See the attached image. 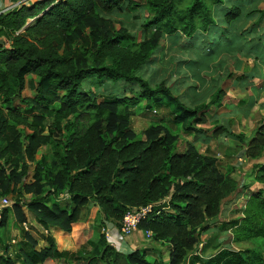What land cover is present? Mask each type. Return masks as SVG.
<instances>
[{"label": "trees", "instance_id": "obj_1", "mask_svg": "<svg viewBox=\"0 0 264 264\" xmlns=\"http://www.w3.org/2000/svg\"><path fill=\"white\" fill-rule=\"evenodd\" d=\"M144 9L149 14L140 39L127 24L104 16ZM0 36L10 42L0 44V200H13L1 209L0 264L48 258L184 264L190 255L189 264H264V162L253 165L250 184L240 188L234 167L223 169L217 156L196 146L227 134L239 140L233 153L246 146L248 158L264 154V119L250 138L222 124L200 126L226 95L219 64L228 57L240 62L243 53L264 64V0H37L0 14ZM168 51L183 56L172 82L158 76L157 63ZM226 76L243 85L254 80L229 70ZM191 78L196 82L188 84ZM85 83L105 84L87 89ZM117 86L125 93H112ZM142 102L149 112L166 111L193 139L181 148L164 117L139 136L130 107ZM43 146L49 149L32 169L29 161ZM255 182L262 187L249 190ZM64 193L69 198L59 200ZM244 194L237 216L221 219L230 199ZM150 203L157 206L139 228L151 230L155 244L168 245V260L155 244L123 252L101 231L108 222L121 227L128 209ZM92 206L102 214L95 221L100 229L78 246L66 235L63 244H71L63 249L44 234L47 245L39 248L33 226L23 228L31 214L46 228L71 233ZM12 214L22 234L10 252L2 229ZM211 230L231 231V241L202 255V236Z\"/></svg>", "mask_w": 264, "mask_h": 264}, {"label": "crops", "instance_id": "obj_2", "mask_svg": "<svg viewBox=\"0 0 264 264\" xmlns=\"http://www.w3.org/2000/svg\"><path fill=\"white\" fill-rule=\"evenodd\" d=\"M36 1L37 0H0V14H2L3 10H5L6 8H10V9L8 11H4V13L9 12V11L14 10V9H17V8L21 7L22 5H31ZM0 40L6 41L7 39L4 36H0ZM238 56L241 60V65L238 69L242 68L244 59H249V60L253 61V66H252L253 68L250 71H241V70L238 71L237 70V71H235V73L236 74H242L243 73V74L248 75L249 77L254 75V80L251 81L252 83L246 82V84L243 85V84L239 83L237 81V79H235L234 77L233 78L228 77V80L227 79L226 80L229 81V83H230L229 89L227 90V88H226V86H227L226 81L224 84H222V86L226 90V95L224 96V98L222 100V104L220 106H213L207 113V115L209 117L208 122L205 124H202L200 126L212 130L216 124H222V125L226 126L227 128H229L230 130L234 131L236 134L243 133L245 135V137L249 136L248 138H250L253 136L256 128L263 122V119H264L263 118V114H264V64L262 63V60H256L255 58H253L252 55H246L245 53H243V54H239ZM257 79L260 80L261 82L257 83V81H256ZM235 88L238 89L237 95L244 94L248 91H251V94L247 95V97H245V98H238V96L236 97V95H235V92H236ZM182 90L184 91V90H186V88L184 87ZM228 97H233L235 99V101L226 102L225 98H228ZM220 109H224L225 111L219 112ZM258 109L260 112H258ZM257 113H259V119H258L259 122L257 123V125L254 126V128L251 131H243L241 129H238L237 124H238L239 119H242L243 122H245V124H246L247 121L252 122V117ZM191 137L193 139V135H191ZM238 142H239V140L237 138L230 137L227 134H221V135H219L218 138L212 139L209 143H204L202 141H198L196 143V146L200 152H202L204 154H212V155L217 156L219 159H221L220 154L216 151L217 150L216 147L219 148L220 145H223L225 147V153H227L230 156L229 159L233 158L235 161V162H231L229 160L228 163L231 164L232 167H234V169H236V170H237V168H240V166L242 165L241 169H243L245 171L244 173H250L254 164L264 162V154L261 157L255 158V159L254 158H248L245 156L246 146L240 152L235 154L231 151V147L238 144ZM229 151L231 152L230 154H229ZM245 181H246L245 177H243L242 182L240 183V188L243 187ZM254 187H257V188H254ZM261 187H262L261 183L255 182V183H253V185L250 187L249 190H257ZM246 195L247 194H244L240 198H242V197L245 198ZM28 197H31V194H29ZM68 198H69V194L64 193L59 197V200L64 201ZM229 206H230V204H229ZM228 211H229V209H227V211L221 215V219H230V218H234L237 216V215L231 216V217L227 216ZM27 214H29L28 211H27ZM96 215H97V210H96ZM11 220H12V218H11ZM82 220H83V218H82ZM82 220H80L78 223H75L73 225V231L71 233H67V232L63 231L61 228L56 227V226H51L49 228H46L43 225H41L36 220V218L31 214L29 216L28 222H29V228H30V226H33L34 234L36 236H39V245H38L39 248L47 245V242L44 239V234H45V235H52L57 240L59 246L61 248L65 249V248H68V246L71 244V243L66 244V245L63 244L62 238L66 237V235L71 236V239L74 241L75 246H78V245L85 243L88 239H90L93 235H95V232H92V231H90V229L88 230V228H85V226H84L85 224L83 226L81 225L84 223V221H82ZM13 222H14V224L10 225V223H9V225L7 227L2 229V240L4 243L8 244V242L10 241V240L8 241L6 239L9 237L10 227H12V229L14 231L13 238H17V240L18 239L20 240V238H21L22 227H19L15 223V219L12 221V223ZM93 223L95 224V219L92 220V225H93ZM112 223H113L112 227L108 226V228L101 229V231L106 233L107 238L109 239L110 243L113 246H115L116 248H118L119 250H121L123 252H130V251H133L137 248H143V244H141V243L139 244V241L141 240V236L146 238L145 234H144L145 231L140 230L139 232L133 234L132 236L124 238L121 231H120V227H117L114 224V222H112ZM80 226L84 227V228H81L80 231L78 232V228ZM230 233L231 232L229 231V232L225 233V235L231 241L232 234H230ZM155 245H157V244H155ZM164 246H160V247L162 248ZM234 246L241 247L244 245L234 244ZM167 249H168V247H167ZM165 252H167V253L165 254ZM163 254L165 255V260H168L169 259L168 251H163ZM39 264H73V262L65 261V260H63V258H48L43 263H39Z\"/></svg>", "mask_w": 264, "mask_h": 264}, {"label": "rangeland", "instance_id": "obj_3", "mask_svg": "<svg viewBox=\"0 0 264 264\" xmlns=\"http://www.w3.org/2000/svg\"><path fill=\"white\" fill-rule=\"evenodd\" d=\"M148 14L149 13L147 12V10L144 9V10L140 11L138 14L128 13V12H125V11H122V12L115 11L114 13H111V14H108V15H104V16L107 17V18L113 19L115 21H121V22L127 24L131 30L137 32V35H138V37L140 39L141 38V32H140L141 26L140 25H141L144 17L148 16ZM163 43L165 45L168 44L167 41H164ZM180 58H183V56H181L180 52H178V51L177 52L168 51L167 55L165 56L164 61H160L159 60L158 63H157V67L160 69V71L158 72V76L159 77L167 76L168 82L174 81L176 79V71H174L176 69L175 62L177 61V59H180ZM222 65L223 64L221 63V64H219V67H218L219 70L225 72L224 74H221V83L224 84L225 81H226V83H227L226 88L228 90L229 86H230V83H229V81H227L228 77L226 76V70H229V71H232V72H235L237 70L238 71L239 70H241V71H250L253 68L252 67L253 66V61H251L249 59H244L242 68L238 69L240 67V65H241V61L238 62L237 60L233 59L232 57H228L227 58V64H224V66H222ZM164 70H167L168 73L166 74ZM153 71H154V69L150 68V70L146 74V76L150 75ZM143 73L144 72L142 70L140 72V74H143ZM188 74H190V72H188ZM256 81H257V83L261 82L258 79ZM194 82H196V78L195 79L191 78L188 81V84L189 83H194ZM104 84H102L101 86L100 85L92 86L89 83H85L83 85V87L87 88V89L89 87H92V88L97 87V89H102L104 87ZM207 85H205L203 88H200V90H202V89L205 90L207 88ZM181 91L183 92V90H181ZM26 92L31 94L32 90L28 89ZM111 92L114 93V94H117V95H122V94L125 93L124 86L114 87V88H112ZM237 93H238V89H236V92H235L236 97L238 96V98H245V97H247V95L251 94V91H248V92H246L244 94H239V95H237ZM225 101L226 102H233V101H235V99L233 97H228V98H225ZM144 106H145V102H142L139 105H132L130 107L131 110L135 111L130 116L131 125H132V128L139 134V136L143 135L144 131L149 127L150 124L158 121L159 117H164L165 118V122L164 123L169 128H171V130L173 132L179 134V136H180V146H181V148H185V144L187 143V141L189 139L191 140L192 137H191V135H188V134L186 135V133H184L182 124L174 122L173 119L163 109L160 110L159 114H156V112L154 113V111H152V112L147 111ZM221 111H225V110L224 109H220L219 112H221ZM258 112H260L259 109H258ZM258 119H259V113L255 114L252 117V122L251 121H247L246 124H245V122H243L242 119H239L237 127H238V129H241L243 131H251L254 128V126L257 125V123L259 122ZM49 122H50V120H49ZM248 137L249 136H247V138ZM48 149L49 148H47L45 146L41 147L39 149L38 154H36V156H35V158H36L35 161L34 160L29 161V164L32 167V169H33V167H35L36 162L39 159H41L43 154L47 153ZM216 149H217L216 151L221 156L220 157L221 158L220 159V163L222 165V168L226 169V168H229L230 166H232L231 164L228 163L229 160L231 162H235V161H234L233 158L229 159L230 156L227 153H225V147L223 145H220L219 148L216 147ZM230 153L231 152L229 151V154ZM241 166H240V168H237L238 171L236 169H234V177L240 183L242 182V178L245 177L246 181H245L244 184H250L251 177H249V175H248L249 173H244L245 171L243 169H241ZM254 188H257V187H254ZM10 199H11V204H12L13 200H12V198H10ZM245 201L246 200L243 197L239 198L238 200L237 199L236 200L235 199H231L230 200V207H229V211H228V215L227 216H229V217L236 216L238 214L237 210L245 203ZM11 204L9 205V207H11ZM96 210H97V215H96ZM99 210L100 209H99V207L97 208V206L96 207L92 206L91 209L90 208H86L84 210V215L82 217L83 218L82 221H84V223L81 224V225L83 226L85 224L84 225L85 228H88V230L90 229V231L96 233L100 228L97 227L98 226L97 223H95V224L93 223V225H92V220L95 219V221H96L97 218L99 219V218L102 217V214H101V212H99ZM11 218H12V220L10 221V225L14 224V222L12 223V221L14 220V215L13 214H12ZM81 228H84V227L80 226L78 228V232L80 231ZM230 234H232V232ZM13 235H14V231H13L12 227H10L9 237L6 238V239L8 241L11 240L13 238ZM202 238H203L204 241L199 245V250L200 251L202 250L201 251L202 255H208V254H211L212 252H214V247L217 244H219V242L221 240L224 241L225 243H229L230 242V239L225 234L223 235L221 233H216V231H214V230H211L209 233H207L206 235L202 236ZM140 243L143 244V247L155 244L153 242V240H152V237L151 238H147V237L144 238L143 236H141V240L139 241V244ZM163 245H165V244H163ZM157 246H159V248H160V244L159 243H157ZM167 246L168 245H165L164 247L161 248V250L168 251ZM242 247H245V246H242ZM166 253L167 252H165V254ZM190 257H191V255L189 257H187V259H186L184 264H189Z\"/></svg>", "mask_w": 264, "mask_h": 264}, {"label": "built area", "instance_id": "obj_4", "mask_svg": "<svg viewBox=\"0 0 264 264\" xmlns=\"http://www.w3.org/2000/svg\"><path fill=\"white\" fill-rule=\"evenodd\" d=\"M10 8H6L4 11H8ZM4 43L8 45L10 42L8 40L2 41L0 40V44ZM11 204V199L9 197H4L0 201V214H1V209L5 206H9ZM157 206V204L150 203L146 206H141L139 208H130L126 211V213L123 216L122 224L120 227V231L123 235V237H129L132 236L133 234L137 233L140 231V223L143 219L147 217L149 213H151L154 208ZM160 212V211H158ZM23 228L25 230H29V222H24L23 223ZM145 237L151 238L152 236V231L151 230H146L144 232ZM17 238H12L9 242L8 245L10 247V252H12L13 246L17 243ZM0 252H3V249L0 246Z\"/></svg>", "mask_w": 264, "mask_h": 264}, {"label": "water", "instance_id": "obj_5", "mask_svg": "<svg viewBox=\"0 0 264 264\" xmlns=\"http://www.w3.org/2000/svg\"><path fill=\"white\" fill-rule=\"evenodd\" d=\"M108 226L109 227H112L113 226V223L112 222H108Z\"/></svg>", "mask_w": 264, "mask_h": 264}]
</instances>
